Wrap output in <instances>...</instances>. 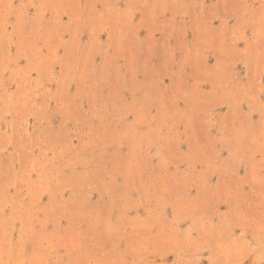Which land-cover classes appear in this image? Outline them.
Masks as SVG:
<instances>
[{"label": "rangeland", "instance_id": "374dc122", "mask_svg": "<svg viewBox=\"0 0 264 264\" xmlns=\"http://www.w3.org/2000/svg\"><path fill=\"white\" fill-rule=\"evenodd\" d=\"M0 264H264V0H0Z\"/></svg>", "mask_w": 264, "mask_h": 264}]
</instances>
